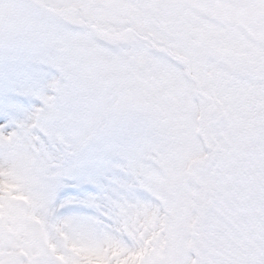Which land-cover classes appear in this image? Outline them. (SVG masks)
<instances>
[{
    "label": "snow or ice",
    "instance_id": "1",
    "mask_svg": "<svg viewBox=\"0 0 264 264\" xmlns=\"http://www.w3.org/2000/svg\"><path fill=\"white\" fill-rule=\"evenodd\" d=\"M118 19L171 32L191 111L127 109ZM0 264H264V0L0 2Z\"/></svg>",
    "mask_w": 264,
    "mask_h": 264
},
{
    "label": "rangeland",
    "instance_id": "2",
    "mask_svg": "<svg viewBox=\"0 0 264 264\" xmlns=\"http://www.w3.org/2000/svg\"><path fill=\"white\" fill-rule=\"evenodd\" d=\"M170 36L171 32L158 26L137 30L125 19L102 30L94 52L98 60L120 68L128 110L150 108L160 117L175 118L199 103L192 73L180 58L182 53L170 43Z\"/></svg>",
    "mask_w": 264,
    "mask_h": 264
}]
</instances>
